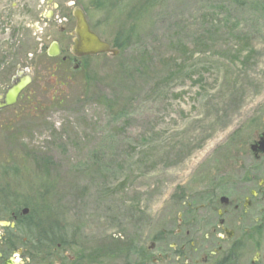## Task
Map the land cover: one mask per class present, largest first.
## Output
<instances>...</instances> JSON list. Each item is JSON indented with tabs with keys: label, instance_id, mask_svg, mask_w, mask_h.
Masks as SVG:
<instances>
[{
	"label": "rangeland",
	"instance_id": "374dc122",
	"mask_svg": "<svg viewBox=\"0 0 264 264\" xmlns=\"http://www.w3.org/2000/svg\"><path fill=\"white\" fill-rule=\"evenodd\" d=\"M46 8L0 0V84L17 64L34 68L4 115L0 183L34 210L40 231L101 264L118 244L137 258L160 235L156 253L175 257L178 195L198 192V178L231 174L236 138L264 106V0H104L88 11L107 19L103 35L119 53L75 60L24 52L16 22ZM27 22L25 34L42 25ZM216 235L190 236L199 261ZM237 254L234 264H248L253 251Z\"/></svg>",
	"mask_w": 264,
	"mask_h": 264
},
{
	"label": "flooded vegetation",
	"instance_id": "af4514ba",
	"mask_svg": "<svg viewBox=\"0 0 264 264\" xmlns=\"http://www.w3.org/2000/svg\"><path fill=\"white\" fill-rule=\"evenodd\" d=\"M42 1L46 9L36 11L33 17L28 11L24 18L30 17V20L16 22L17 27L24 24L26 28H30L27 21L42 24L29 34L23 33L24 27L18 29L22 30L19 37L24 43V52L44 53L50 58L58 57L61 52H70L74 60L81 58L72 54V47L78 38L75 14H82L89 31L115 48L103 35V30L109 25L107 19H94L88 11L90 6L100 10L104 0H87L89 5L80 4L78 0ZM117 36V33L113 34L110 40H115ZM49 52L58 53L51 56ZM28 57L31 59L32 53H28ZM68 59L67 55L61 57L63 62ZM33 69L32 66L17 64L8 83L0 84V131L7 126L4 115L18 107L32 84ZM23 75H28L31 81L20 91L13 105L4 106L6 90ZM30 96L28 92V102L33 100ZM236 142L238 166L234 168L232 164L229 165V176L198 178V192L178 195L180 210L176 235L180 238V244L176 251L173 250L175 244L174 247L170 246L171 251L176 252L175 257L170 256L167 250L162 252L160 249L156 253L157 243L163 238L160 235L154 237L148 247L137 254V258L129 259L126 251L120 249V244L115 246L114 243L117 249L113 250V257L107 258L109 261L106 260L105 264H234L238 251L245 249L253 251L248 264H264V106L258 109L249 129L243 132L240 140L236 138ZM233 172H237L236 175ZM6 188L5 184L0 183V264H101L103 257L92 258L85 250H74L75 241L63 240L53 232L48 234L49 239L53 235L52 240H41L39 219L34 210L18 202L17 197L9 194ZM196 231L217 234L216 243L209 247L213 249L210 258L203 256L200 261L196 258L198 243L189 239ZM206 238L204 242L210 240ZM225 244L228 248L224 247ZM226 249L232 260L229 261L227 256L215 260L214 256Z\"/></svg>",
	"mask_w": 264,
	"mask_h": 264
},
{
	"label": "water",
	"instance_id": "95a60500",
	"mask_svg": "<svg viewBox=\"0 0 264 264\" xmlns=\"http://www.w3.org/2000/svg\"><path fill=\"white\" fill-rule=\"evenodd\" d=\"M77 19V40H75L72 47V54L76 57L92 56L98 54H110L117 56L119 50L117 48H111L107 42L99 40L93 33L89 31L87 24L81 14H75ZM58 52H49V55L54 56ZM31 81L28 75H23L17 79L4 94V106L13 105L16 101L17 95L20 91ZM174 247V244L171 245Z\"/></svg>",
	"mask_w": 264,
	"mask_h": 264
},
{
	"label": "trees",
	"instance_id": "16d2710c",
	"mask_svg": "<svg viewBox=\"0 0 264 264\" xmlns=\"http://www.w3.org/2000/svg\"><path fill=\"white\" fill-rule=\"evenodd\" d=\"M120 48V47H119ZM122 48V47H121ZM44 229H46V228H44ZM48 229H51V228H48ZM50 231V230H49ZM51 232V231H50ZM41 236H42V238H41V240H43V241H48V240H50L51 239V237H53V235L52 236H50V239L48 238V234H49V232H46V233H43V229H41ZM55 234V233H54ZM52 240V239H51ZM112 248H110V250H111Z\"/></svg>",
	"mask_w": 264,
	"mask_h": 264
}]
</instances>
